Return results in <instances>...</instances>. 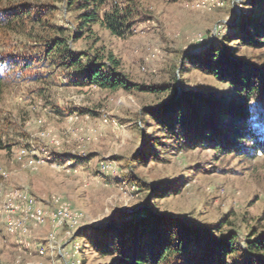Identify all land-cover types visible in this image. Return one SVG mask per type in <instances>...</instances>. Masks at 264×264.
I'll return each instance as SVG.
<instances>
[{
    "label": "trees",
    "instance_id": "16d2710c",
    "mask_svg": "<svg viewBox=\"0 0 264 264\" xmlns=\"http://www.w3.org/2000/svg\"><path fill=\"white\" fill-rule=\"evenodd\" d=\"M243 7L228 35L198 53L177 51L181 65L176 60L167 79L146 85L130 81L103 43V32L122 38L149 19L141 0H0V94L16 81L29 83L56 113L63 109L48 95L57 82L151 97L134 115L142 148L123 162L127 177L146 192L143 205L75 235L87 254L106 259L103 264H264V212L249 220L226 214L203 224L159 213L153 201L178 194L188 179L147 183L135 172L194 150L207 158L193 174L230 173L234 160L264 157V0H245ZM79 41L84 47L75 48ZM190 73L203 81L186 87ZM11 124V116L0 112V126ZM62 156L55 160L67 161ZM239 220L246 221L244 230Z\"/></svg>",
    "mask_w": 264,
    "mask_h": 264
},
{
    "label": "rangeland",
    "instance_id": "374dc122",
    "mask_svg": "<svg viewBox=\"0 0 264 264\" xmlns=\"http://www.w3.org/2000/svg\"><path fill=\"white\" fill-rule=\"evenodd\" d=\"M114 1L121 5L125 0H108ZM244 2L141 0L149 19L136 22L122 38L103 32V43L130 81L160 83L167 79L170 64L177 60L181 65L177 51L198 53L228 35L232 19L246 11ZM74 47L84 44L79 41ZM186 77V87L203 81L196 73ZM32 87L16 81L0 94V112L12 119L6 129L0 126V264H103L106 259L87 254L75 235L87 225L104 224L115 214H129L143 205L146 192L127 177L130 170L123 162L142 148L136 126L141 122L134 115L151 97L57 82L47 96L63 109L56 113L45 97L30 92ZM58 155L67 161H56ZM73 155L87 160L69 159ZM206 155L181 152L167 165L135 169L147 183L188 179L178 194L153 201L154 211L197 224L216 222L226 214L249 220L264 212V157L246 164L234 160L230 173L193 174L196 165H206ZM15 193L24 199H13ZM8 203L17 208L8 213ZM61 209L68 217L59 223L55 215ZM37 210L40 221L30 216ZM8 216L25 229L11 230ZM245 224L237 222L241 230Z\"/></svg>",
    "mask_w": 264,
    "mask_h": 264
},
{
    "label": "built area",
    "instance_id": "2783aa9c",
    "mask_svg": "<svg viewBox=\"0 0 264 264\" xmlns=\"http://www.w3.org/2000/svg\"><path fill=\"white\" fill-rule=\"evenodd\" d=\"M16 197H19L20 199H24L23 196H20L19 193H15L14 196H13V199L16 198ZM26 197V196H25ZM17 207L14 205V204H6L5 205V210L10 213L13 211V209H16ZM30 216H32L34 219H36L37 221H40V218H41V213L39 210L35 211V212H32L30 213ZM57 218H59V223L63 220V219H66L65 217H68V215L66 214L65 211H63L62 209L61 210H58L56 215H55ZM7 221L9 222V226H10V229L11 230H14L16 228H19L20 230H24L25 229V226L22 225L21 223H18V222H15L13 219L10 218V216L7 217ZM9 218L11 219V222L9 220Z\"/></svg>",
    "mask_w": 264,
    "mask_h": 264
}]
</instances>
